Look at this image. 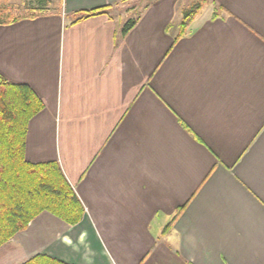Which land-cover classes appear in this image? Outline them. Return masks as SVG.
I'll use <instances>...</instances> for the list:
<instances>
[{"label":"crops","instance_id":"0c3cea01","mask_svg":"<svg viewBox=\"0 0 264 264\" xmlns=\"http://www.w3.org/2000/svg\"><path fill=\"white\" fill-rule=\"evenodd\" d=\"M182 3L62 0L0 25V73L44 104L26 159L58 162L85 208L39 215L12 261L264 264V0H210L181 36Z\"/></svg>","mask_w":264,"mask_h":264},{"label":"trees","instance_id":"16d2710c","mask_svg":"<svg viewBox=\"0 0 264 264\" xmlns=\"http://www.w3.org/2000/svg\"><path fill=\"white\" fill-rule=\"evenodd\" d=\"M25 16L9 18L10 8H0V25H11L22 18H36L45 12L49 0H33ZM62 0H59L61 4ZM209 0H197L183 11L180 35L186 34L190 22ZM108 7L78 13L74 22L107 13ZM37 10V13L35 12ZM137 23L128 21L123 34ZM44 104L28 84L13 83L0 73V248L25 231L31 222L49 212L68 225L83 219L85 208L58 162L32 163L25 149L31 119ZM182 208L177 212L179 216ZM22 264H67L45 254H36Z\"/></svg>","mask_w":264,"mask_h":264},{"label":"rangeland","instance_id":"374dc122","mask_svg":"<svg viewBox=\"0 0 264 264\" xmlns=\"http://www.w3.org/2000/svg\"><path fill=\"white\" fill-rule=\"evenodd\" d=\"M33 0H0V8H10L8 12L9 14V18H12V17H16V16H25L27 15V12H28V9L30 7H33L34 6V3L31 2ZM50 1V4H49V7L47 8V10H45V12L43 13H40L38 14L37 17H39L40 15L44 14V13H47L49 10H59L60 9V3H59V0H49ZM197 0H183V6H185V9H189L190 7L193 6V4L196 2ZM210 2V0H209ZM122 11V12H121ZM125 9H121L117 12L116 15L118 14H121V13H124L125 15L123 16V19H122V22L123 20L125 21L124 24H126L128 21L130 20H133L136 18V16L138 15L137 11L135 12H131V13H128L127 14V11L124 12ZM132 11V10H130ZM37 13V10L35 11ZM126 17V18H125ZM120 18V16L118 17ZM23 19H32V18H22L21 20ZM117 20V19H116ZM20 21V20H19ZM118 23H119V20H117ZM120 24V23H119ZM12 25V24H11ZM51 215V214H50ZM45 218L46 216H41L36 222V226L38 225V227H45ZM43 236H44V233H43ZM32 241H30V235L28 234V236L22 240V243L18 244L17 245V248H20L22 247V245L24 246H31ZM44 243V241H43ZM11 246V243L4 246V248H2L0 250V264H8L7 262H10L12 261L13 259L12 256L8 255L6 252L8 251L9 247ZM28 246V247H29ZM14 258V257H13ZM18 260H21V259H18ZM13 263L12 264H19L17 260L14 259V261H12Z\"/></svg>","mask_w":264,"mask_h":264}]
</instances>
